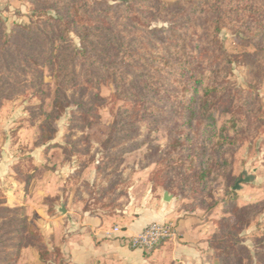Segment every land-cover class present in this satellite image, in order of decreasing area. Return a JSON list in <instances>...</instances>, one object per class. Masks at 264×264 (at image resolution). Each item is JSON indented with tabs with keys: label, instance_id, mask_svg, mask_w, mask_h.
Wrapping results in <instances>:
<instances>
[{
	"label": "trees",
	"instance_id": "trees-1",
	"mask_svg": "<svg viewBox=\"0 0 264 264\" xmlns=\"http://www.w3.org/2000/svg\"><path fill=\"white\" fill-rule=\"evenodd\" d=\"M179 8L165 28L151 25L154 0H33L29 21L16 23L9 34L0 15V104L25 90L31 99H44L47 67L57 89L42 123V144L56 137L54 123L62 116L69 118V130H84L101 119L99 108H108L115 120L103 146L115 149L118 157L148 144L147 164H156L149 176L153 190L199 199L208 212L221 205L229 213L213 219L207 264H264V233L251 245L243 237L264 212V200L245 205L236 199L205 201L213 198L216 179H233L237 150L264 136L260 96L229 79L237 56L219 39L228 29L253 44L257 56L264 55V0H179ZM109 83L114 91L101 95V86ZM218 113L229 117L218 123ZM140 122L146 123L148 137L119 148L117 141L127 138L121 131L137 130ZM161 126L168 132L166 144L150 145L151 132ZM79 142H54L47 148L88 152L78 148ZM23 161L15 179L27 185L37 166L31 156ZM122 163L119 159L112 173ZM120 178L115 175L109 186ZM28 247L46 264H66L60 248L48 246L36 216H28L24 206H7L0 187V264H17Z\"/></svg>",
	"mask_w": 264,
	"mask_h": 264
},
{
	"label": "rangeland",
	"instance_id": "rangeland-1",
	"mask_svg": "<svg viewBox=\"0 0 264 264\" xmlns=\"http://www.w3.org/2000/svg\"><path fill=\"white\" fill-rule=\"evenodd\" d=\"M154 1L157 5V11L150 17L152 27H168L170 16L180 12L179 0ZM111 3L114 2L111 1ZM32 8L33 0H0V15L5 20L6 33L9 34L16 23H27L32 16ZM219 39L228 52L237 56L229 79L244 88L253 87L264 105V55L257 56L253 44L239 38L228 29L222 31ZM74 42L78 47L80 46L78 38H74ZM43 88L47 91V96L42 100L31 99L30 96H27L28 90L22 91V94L14 92L12 97L1 100L0 187L4 192L6 205L9 207L24 206L17 202L23 192L31 194L30 197L32 198L35 197L32 202L36 205L54 203L50 198L39 194L45 181L51 175H55L60 182L64 181L63 186L70 193L66 195V200L70 196L72 202L82 209L87 206L92 212L112 213L113 215L125 204L132 203L129 188L133 184V177L136 172L143 170L138 178L145 182L146 177H148L150 181L149 176L156 166L155 163L147 164L146 154L149 151V145L145 144L138 149L120 153L118 157L114 156L113 153L116 150L111 147L105 148L103 143L111 133L115 115L108 108L101 107L99 108L101 119L84 130L80 128L69 130V118L62 116L54 123L57 131L56 137L48 143L58 142L72 145L74 141H80L78 148L88 150V152L64 154L61 147H51L53 150L49 154L48 149L50 150V148H47L48 144H42L40 134L43 120L53 108L57 86L47 67H44ZM113 91L114 86L111 83L101 86V95L103 96H108ZM67 93L72 96L71 91ZM121 105L122 103L119 102L117 109ZM73 107H69L66 113H69ZM226 117L228 118L229 115L218 113V123ZM67 134L70 137L66 138ZM121 134L126 135L127 138L117 141L120 143L119 148L129 146L132 141L140 142L149 135L145 122H140L137 130L134 131L124 128ZM83 137H86L87 141H83ZM167 138V129L161 126L151 132L150 145L163 146L166 144ZM27 156L33 158V163L37 169L34 171V179L31 180V183L24 186L25 183L17 181L15 175L16 167L22 165L24 157ZM119 159L123 160V163L115 173H112V169L117 165ZM99 163L100 171L97 169ZM84 164L87 167L79 169V166ZM244 171H247L248 175H253L255 179L250 183H241L240 189H234L239 179L244 177ZM115 175H119L121 180L119 179L110 187L109 184ZM107 186L110 188L103 190ZM158 188L162 189L161 187ZM228 199H236L238 205L264 200L263 134L259 135L253 143H246L237 150L233 163V179L229 182H226L222 177L216 179L213 185V198L205 197L207 203L222 202ZM182 200H184L183 207L188 211H193L191 210L192 207L196 206L194 210L200 209L207 216L213 215L215 218L211 219L212 223L213 219L229 215V213L222 211L221 205H218L212 212H208L203 208L199 199ZM104 204L108 206L101 208ZM263 233L264 212L255 218L252 225L244 232L243 237L246 243L251 245L253 238L261 236ZM32 258L29 257L28 259ZM210 258L211 253L209 260Z\"/></svg>",
	"mask_w": 264,
	"mask_h": 264
},
{
	"label": "crops",
	"instance_id": "crops-1",
	"mask_svg": "<svg viewBox=\"0 0 264 264\" xmlns=\"http://www.w3.org/2000/svg\"><path fill=\"white\" fill-rule=\"evenodd\" d=\"M51 150L48 149L49 154ZM141 172H136L129 188L132 203L113 215L84 211L70 196L66 200L70 193L65 190L64 181L60 182L55 175L45 181L39 192L54 203L36 205L32 202L35 197L26 192L17 202L25 206L28 215L36 216L48 246L59 247L66 264H207L208 238L215 231L211 219L215 217L200 209L188 211L182 205L184 200L170 192L173 197L166 201L167 190H153L148 177L145 182L138 178ZM166 221L175 224V235L152 252L128 246L127 238L151 223ZM115 227L119 230L115 231ZM17 264L46 263L40 260L35 248L28 247L22 250Z\"/></svg>",
	"mask_w": 264,
	"mask_h": 264
},
{
	"label": "built area",
	"instance_id": "built-area-1",
	"mask_svg": "<svg viewBox=\"0 0 264 264\" xmlns=\"http://www.w3.org/2000/svg\"><path fill=\"white\" fill-rule=\"evenodd\" d=\"M115 227V231H118ZM175 235V224L172 221L151 223L136 235L127 238L126 242L132 249L149 253L155 250L161 243Z\"/></svg>",
	"mask_w": 264,
	"mask_h": 264
},
{
	"label": "water",
	"instance_id": "water-1",
	"mask_svg": "<svg viewBox=\"0 0 264 264\" xmlns=\"http://www.w3.org/2000/svg\"><path fill=\"white\" fill-rule=\"evenodd\" d=\"M244 177H241L239 179V181L236 183V185L234 186V189H240L242 187L241 183H250L251 181H253L255 179V177L253 175H248L247 171L243 172ZM172 195L169 193V191H166L164 194V199L166 201H169L172 199ZM64 211V209L62 210Z\"/></svg>",
	"mask_w": 264,
	"mask_h": 264
}]
</instances>
